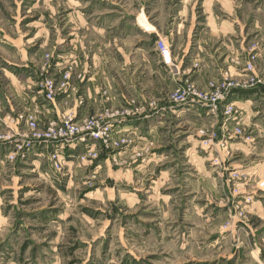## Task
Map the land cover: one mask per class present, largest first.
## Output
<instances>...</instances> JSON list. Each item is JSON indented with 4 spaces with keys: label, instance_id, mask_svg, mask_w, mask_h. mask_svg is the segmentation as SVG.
Instances as JSON below:
<instances>
[{
    "label": "rangeland",
    "instance_id": "obj_1",
    "mask_svg": "<svg viewBox=\"0 0 264 264\" xmlns=\"http://www.w3.org/2000/svg\"><path fill=\"white\" fill-rule=\"evenodd\" d=\"M151 4L0 0V135L13 131L10 141H0V264H264L263 32L247 37L244 26L238 52L224 49L206 65L185 61L174 84L167 81L170 71L148 74L157 52H144L152 57L143 59L140 101L112 106L103 91L101 110L79 120L72 111L47 120L44 105L53 107L62 97L68 108L74 103L75 67L56 76L53 61L61 16L102 23L139 14L149 22ZM70 19L80 26L76 16ZM130 29L128 23V36L136 35L131 47L142 40L156 48L157 38ZM21 57L29 60L26 66L9 64ZM31 60L41 61L38 70ZM76 76L85 78L84 72ZM188 88L223 98L171 101ZM140 111L143 118L131 120ZM28 117L42 131L68 119L78 126L94 117H114V123L103 141L64 145L33 139Z\"/></svg>",
    "mask_w": 264,
    "mask_h": 264
},
{
    "label": "crops",
    "instance_id": "obj_2",
    "mask_svg": "<svg viewBox=\"0 0 264 264\" xmlns=\"http://www.w3.org/2000/svg\"><path fill=\"white\" fill-rule=\"evenodd\" d=\"M73 15L83 29L71 22L70 18L74 20ZM73 15L61 16V26H56L53 61L56 76L64 72L68 65H74L70 86V95L74 96L72 99L74 103L68 108L67 101L62 97L53 107L49 106L50 111L48 106L44 105L43 108L48 112L47 120L58 118L59 113L67 111H72L79 120L89 116L92 109L98 107L101 110L102 105L107 103L103 91L107 93L112 106L116 102L121 107L122 104L128 103L130 98L140 101L143 88L142 74L145 71L143 59L150 63L152 57L144 56V52L148 54L153 50L157 52L154 56L155 61L150 63L148 74L151 77L155 74L157 78L161 70L170 71L167 74V81L174 84L178 71H184L181 67L185 61L190 63L198 61L206 65L211 63V60L218 61L215 59L226 54L224 49L233 47L235 53L238 52L240 49L238 38L243 36L244 26L247 37L256 32L264 33V25L260 23L264 17V0H152V18L149 22L139 17V14L129 22L126 20L127 17H116L112 21L111 17H104L102 23L92 17ZM128 23L133 24L130 34L143 31L149 39L157 38L156 43L161 37L168 39L166 45L170 49L171 63L164 64L156 43V48L152 49L143 45L142 40H136L131 47L132 38H136V35L128 36ZM87 26L93 33L88 34ZM15 50L11 51L16 55L27 54L26 51ZM39 61L31 60V63H34L33 70L40 68ZM27 62H29L27 58L21 57L9 64L26 66ZM186 68L187 66L184 67ZM81 72H84L85 80L77 79L76 74ZM11 79L15 89L18 80L13 76ZM27 82L23 81L22 84L25 86ZM21 89L20 87L19 91L15 90L18 97ZM80 100L83 101L82 104ZM23 102L25 103V99ZM143 116L140 111L133 114L131 120L136 121Z\"/></svg>",
    "mask_w": 264,
    "mask_h": 264
},
{
    "label": "built area",
    "instance_id": "obj_3",
    "mask_svg": "<svg viewBox=\"0 0 264 264\" xmlns=\"http://www.w3.org/2000/svg\"><path fill=\"white\" fill-rule=\"evenodd\" d=\"M158 52L160 54L161 60L164 64L169 65L170 61V49L169 47L161 40L156 43ZM248 69H252V65L248 64ZM68 78V73L65 75L64 79ZM190 96H195L206 104L210 103H219L222 100V95L219 94L207 96H200L195 93H191V90H183L181 93H175L172 96L171 101L175 104L185 102ZM48 100H52L53 94L49 92L46 94ZM193 100V99H191ZM114 118V117H113ZM113 118L109 121L103 120L99 121L96 117L85 120L82 125L78 126L76 123H72L71 119L65 120L62 125H57L55 123H50L49 127L42 131L39 128L37 119L35 117H28L26 122L30 132L32 133V138L38 142H60L61 144H69L74 139L83 141L86 138L92 140H104V137H108L111 133L112 124L114 123ZM13 131H9V136H1L0 141H10L13 136L11 135ZM110 137V136H109ZM109 139V138H108ZM107 139V140H108Z\"/></svg>",
    "mask_w": 264,
    "mask_h": 264
}]
</instances>
